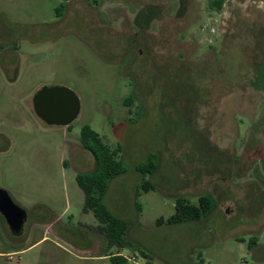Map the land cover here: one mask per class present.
Listing matches in <instances>:
<instances>
[{
	"label": "rangeland",
	"instance_id": "1",
	"mask_svg": "<svg viewBox=\"0 0 264 264\" xmlns=\"http://www.w3.org/2000/svg\"><path fill=\"white\" fill-rule=\"evenodd\" d=\"M0 48V187L26 211L20 238L0 217V264H264V0H0ZM43 84L78 95L68 125L34 111ZM84 124L122 146L104 202L123 244L83 209ZM204 192L209 215L168 222Z\"/></svg>",
	"mask_w": 264,
	"mask_h": 264
},
{
	"label": "trees",
	"instance_id": "2",
	"mask_svg": "<svg viewBox=\"0 0 264 264\" xmlns=\"http://www.w3.org/2000/svg\"><path fill=\"white\" fill-rule=\"evenodd\" d=\"M221 2L217 1V4L219 5ZM56 12L58 15L59 7H56ZM80 141L94 157V165L91 170L76 173V181L84 192L83 209L93 212L99 221V228L104 230L110 243L123 244V239L129 228V221L114 214L104 202L110 181L127 170L124 161L119 157L122 146L118 144L112 147L104 141L98 131L88 124L82 125L80 129ZM157 165V153L154 151L149 152L144 160L136 164V169L143 174L141 188L146 190L155 188L153 181L146 175L153 173ZM217 204V199L211 192L200 194L197 203L179 195L176 199V212L167 220L171 223L199 220L209 215ZM159 221L163 222V218H160ZM112 260L114 264H127L128 261L121 254H112Z\"/></svg>",
	"mask_w": 264,
	"mask_h": 264
},
{
	"label": "water",
	"instance_id": "3",
	"mask_svg": "<svg viewBox=\"0 0 264 264\" xmlns=\"http://www.w3.org/2000/svg\"><path fill=\"white\" fill-rule=\"evenodd\" d=\"M32 103L36 114L48 124L67 125L77 116L80 109L78 95L65 84H43L33 93ZM0 212L12 233L22 232L26 211L1 187Z\"/></svg>",
	"mask_w": 264,
	"mask_h": 264
},
{
	"label": "flooded vegetation",
	"instance_id": "4",
	"mask_svg": "<svg viewBox=\"0 0 264 264\" xmlns=\"http://www.w3.org/2000/svg\"><path fill=\"white\" fill-rule=\"evenodd\" d=\"M4 52V49H3V51L1 50V48H0V72L5 76V77H7L10 81H12L11 79H12V73L15 75L16 73H17V71H16V65H14V63L11 61V58H10V56H8V55H2V54H4L3 53ZM4 134V131L1 133V131H0V138L2 139V135ZM4 136V135H3ZM0 139V140H1ZM4 139V138H3ZM0 217H1V222H2V224L3 225H5L6 227H7V229L11 232V234L13 235V236H15V237H17V238H20L21 237V235H22V233H23V230H24V223H25V221H24V223H23V230H22V232L21 233H19V234H14V233H12V231L10 230V228H9V226H8V223L6 222V220H5V217H4V215L0 212ZM109 241V240H108Z\"/></svg>",
	"mask_w": 264,
	"mask_h": 264
},
{
	"label": "crops",
	"instance_id": "5",
	"mask_svg": "<svg viewBox=\"0 0 264 264\" xmlns=\"http://www.w3.org/2000/svg\"><path fill=\"white\" fill-rule=\"evenodd\" d=\"M64 126H66V125H64ZM261 244H262V245H261ZM257 245H258V246H263V247H261V248L264 249V243H258Z\"/></svg>",
	"mask_w": 264,
	"mask_h": 264
}]
</instances>
